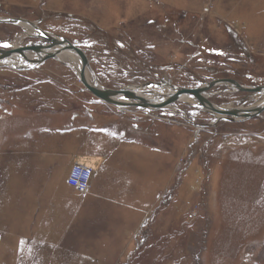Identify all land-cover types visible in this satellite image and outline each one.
Returning a JSON list of instances; mask_svg holds the SVG:
<instances>
[{
  "label": "rangeland",
  "instance_id": "obj_1",
  "mask_svg": "<svg viewBox=\"0 0 264 264\" xmlns=\"http://www.w3.org/2000/svg\"><path fill=\"white\" fill-rule=\"evenodd\" d=\"M0 18L34 22L69 40L104 88L142 91L162 80L186 89L219 80L264 87V0H0ZM35 35L0 23V49L49 44ZM228 86L208 90L217 107L264 101L258 91ZM50 88L67 91L70 123L97 128L106 115L140 127L136 141L152 152L148 159L136 153L132 180L142 195L136 202H145L148 183L138 164L150 161L152 208L124 242L120 233L94 234L90 218L80 217L69 242L75 249L59 255L37 231L28 234L12 209H0V264H264V112L217 122L200 105L179 101L119 109L126 116L86 90L72 68L49 59L23 71L0 64V117L21 94Z\"/></svg>",
  "mask_w": 264,
  "mask_h": 264
},
{
  "label": "crops",
  "instance_id": "obj_2",
  "mask_svg": "<svg viewBox=\"0 0 264 264\" xmlns=\"http://www.w3.org/2000/svg\"><path fill=\"white\" fill-rule=\"evenodd\" d=\"M66 92L50 88L21 94L11 111L0 117V178L4 177L0 179V209H12L13 216L27 225L28 234L37 231L41 239L49 241L52 255L75 249L69 242L74 240L80 217L90 218L94 234L120 233L124 242L125 235L134 236L142 225V214L152 208L150 161L138 164L145 168L148 183L145 202H136L142 195L136 194L132 180L136 153L145 152L148 159L152 152L150 145L141 148L136 141L140 127L119 122V118L109 120L106 115L101 116L104 124L97 128L70 123L71 110L62 104ZM24 97L31 104L20 102ZM75 165L93 170L87 194H80L68 183Z\"/></svg>",
  "mask_w": 264,
  "mask_h": 264
},
{
  "label": "water",
  "instance_id": "obj_3",
  "mask_svg": "<svg viewBox=\"0 0 264 264\" xmlns=\"http://www.w3.org/2000/svg\"><path fill=\"white\" fill-rule=\"evenodd\" d=\"M0 23H12L16 25H21V23H27L31 25L35 30L40 32L39 37L45 39V41L49 43L48 45L44 44L40 46H27V47H20L17 49L15 48L13 50L0 49V62L5 58L18 57L30 65L22 68H17L14 65L12 67H14L17 70H27L30 69L31 66L35 67L41 65L46 61H48L49 59L58 60V57L63 52L70 51L78 55L81 59L82 68L77 75L79 76L85 89L88 90L99 101L110 104L117 108L123 109V108L132 107V108H140L147 110L164 109L166 108V106L179 102L183 95H189L191 98L198 101V105H200V107L206 109L213 115L215 112L223 115L219 119L216 118L217 122L221 120L230 121V122L249 120L260 116L261 113L264 112V103L253 108L239 107V108H226L225 110H222L223 109L222 107H217L209 100V95L207 94L208 90L219 84L229 85L227 90H230L232 88L235 90L251 92V93H254L255 91L262 93V91H264L263 86H257V87L243 86L238 84V82L235 80H219L213 83H208L207 85L195 89L178 88L172 85L171 88H173V92L166 95L163 98L165 99V101L162 102L160 105H157L156 104L157 102H155L152 99L148 100L140 96L139 92L136 90H139L142 87H135L136 90H133L131 87H127L121 90L104 88L99 84L87 54L82 49L78 48L73 43H71L69 40L65 38L58 39L56 36L46 31H43L41 28H39L37 23L26 20L0 18ZM57 45H60L59 48H55ZM30 55H35L36 57L30 58ZM61 63L75 70L71 64L66 63L64 61L63 62L61 61ZM87 70H89V72L92 74L93 77L92 82L88 80L86 77ZM152 86H158L159 88L162 89L164 88L165 84L163 82L148 84V87H152Z\"/></svg>",
  "mask_w": 264,
  "mask_h": 264
},
{
  "label": "bare ground",
  "instance_id": "obj_4",
  "mask_svg": "<svg viewBox=\"0 0 264 264\" xmlns=\"http://www.w3.org/2000/svg\"><path fill=\"white\" fill-rule=\"evenodd\" d=\"M21 26L22 28L26 31L27 35L28 36H33L35 35L34 34V28L27 24V23H21ZM38 35V33H37ZM35 35V36H37ZM40 36V35H38ZM58 38V37H57ZM60 39V38H58ZM60 45H57L55 48H59ZM17 49V48H16ZM13 50V49H12ZM36 56L35 55H30V58H35ZM16 59H19V60H16ZM59 62H66V63H69L72 65V67L75 69L74 71L76 72V74H78L80 71H81V68H82V62H81V59L78 55L70 52V51H65L63 52L59 57H58V60ZM1 65H6V66H10L12 67L13 65L16 66L17 68H22V67H25V66H28L30 64H27L24 60L18 58V57H9V58H5L4 60H2L0 62ZM14 68V67H12ZM15 69V68H14ZM23 71V70H21ZM86 77L88 80H90L91 82L93 81V77H92V74L89 72V70L86 71ZM219 85H223V84H219ZM133 90H136V88H132ZM139 92V95L144 97L145 99H152L154 100L155 102H157L156 104L157 105H160L162 102L165 101V99H163L166 95L170 94L171 92H173V88H171V86L167 85L164 89H158L156 87H150L145 90H136ZM146 91H153V92H150V94H147L146 95ZM208 94V93H207ZM263 94V98H264V91H262ZM262 98V99H263ZM180 101L182 102H187V103H190V104H193V105H198V101L191 98L189 95H183L180 99ZM262 103H264V101H262ZM262 103H258L259 105L262 104ZM173 105V104H172ZM171 106V105H169ZM169 106H166V107H169ZM257 106V105H256ZM256 106H253V107H256ZM253 107H249V108H253ZM223 108V107H222ZM226 108H231V107H225L223 108L222 110H225ZM215 117L217 119L221 118L223 115L219 114V113H214Z\"/></svg>",
  "mask_w": 264,
  "mask_h": 264
},
{
  "label": "built area",
  "instance_id": "obj_5",
  "mask_svg": "<svg viewBox=\"0 0 264 264\" xmlns=\"http://www.w3.org/2000/svg\"><path fill=\"white\" fill-rule=\"evenodd\" d=\"M93 170L84 165H75L68 179L70 186L75 188L80 194H87L91 187Z\"/></svg>",
  "mask_w": 264,
  "mask_h": 264
},
{
  "label": "flooded vegetation",
  "instance_id": "obj_6",
  "mask_svg": "<svg viewBox=\"0 0 264 264\" xmlns=\"http://www.w3.org/2000/svg\"><path fill=\"white\" fill-rule=\"evenodd\" d=\"M38 26H39V24H37ZM15 26H18V25H15ZM39 28H40V26H39ZM161 82H164L163 80L162 81H160V82H157V83H161Z\"/></svg>",
  "mask_w": 264,
  "mask_h": 264
}]
</instances>
